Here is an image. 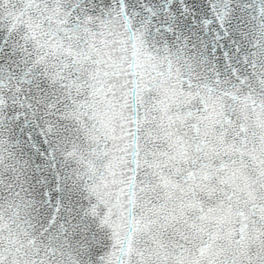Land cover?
<instances>
[{
    "label": "snow or ice",
    "instance_id": "obj_1",
    "mask_svg": "<svg viewBox=\"0 0 264 264\" xmlns=\"http://www.w3.org/2000/svg\"><path fill=\"white\" fill-rule=\"evenodd\" d=\"M0 264H264V0H0Z\"/></svg>",
    "mask_w": 264,
    "mask_h": 264
}]
</instances>
